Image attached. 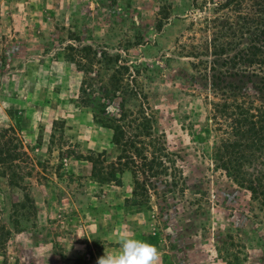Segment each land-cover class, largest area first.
Instances as JSON below:
<instances>
[{
  "label": "rangeland",
  "instance_id": "1",
  "mask_svg": "<svg viewBox=\"0 0 264 264\" xmlns=\"http://www.w3.org/2000/svg\"><path fill=\"white\" fill-rule=\"evenodd\" d=\"M222 1L0 0V224L10 231L0 264H98L120 254L122 237L154 245L161 264H264L261 205L190 135L211 124L205 102L222 97L209 66L229 54L215 57L209 43L236 20L216 9ZM82 47L135 65L138 75L121 71L124 84L134 88V76L160 147L176 155L167 175H137L151 185L134 205L125 201L131 171L120 185L97 178V154L114 161L121 148L80 88L94 71L106 83L113 70L84 73L71 59ZM118 103L103 110L117 113Z\"/></svg>",
  "mask_w": 264,
  "mask_h": 264
},
{
  "label": "trees",
  "instance_id": "2",
  "mask_svg": "<svg viewBox=\"0 0 264 264\" xmlns=\"http://www.w3.org/2000/svg\"><path fill=\"white\" fill-rule=\"evenodd\" d=\"M216 9H227L236 16L231 23L223 21L218 26V37L209 43L215 57L229 54L220 63L214 60L209 66L211 83L219 88L222 97L217 101L205 102L209 105L207 120L211 124L193 129L190 135L194 142L199 143L201 153L212 159L215 167L221 168L230 179L249 191L252 199L261 205L264 214V0H224L217 3ZM209 21L212 22L211 19ZM227 31L231 35L229 38ZM220 38L224 41L220 42ZM71 50L76 54L71 59L82 66L84 73L90 72L96 65L113 70L106 83H101L98 70L94 71L95 76L87 77L80 88V96H83L80 102L83 101L85 106L97 100V113H102L114 131L111 145L121 148L114 161H104L101 159L104 155L97 154L98 181L120 185V174L131 171L134 175L133 189L131 199L128 197L125 201L134 205L137 197L146 195L148 185H151L137 175L149 178L167 175L174 170L173 157L176 155L160 147L159 139L162 137L155 135L156 121L154 114L149 113L148 97L138 87L134 76L130 75L134 88L124 84L122 74L135 65L119 64V58L113 59L105 51L99 53L89 47L77 49V52L74 48ZM82 59L85 60L83 64ZM218 65H229L234 71L218 70ZM204 70L197 69L198 74L204 76ZM132 71L135 75L139 74L137 69ZM97 80L100 81L98 85ZM245 82L253 90L252 95L240 92ZM117 98L119 112L110 114L103 110ZM127 130L132 133L126 137ZM210 136L212 141L209 143L207 137ZM115 171H119V174L114 175ZM9 233L0 224L1 247H4Z\"/></svg>",
  "mask_w": 264,
  "mask_h": 264
},
{
  "label": "clouds",
  "instance_id": "3",
  "mask_svg": "<svg viewBox=\"0 0 264 264\" xmlns=\"http://www.w3.org/2000/svg\"><path fill=\"white\" fill-rule=\"evenodd\" d=\"M120 247V254H105L98 259V264H161V253L150 243L122 237Z\"/></svg>",
  "mask_w": 264,
  "mask_h": 264
},
{
  "label": "crops",
  "instance_id": "4",
  "mask_svg": "<svg viewBox=\"0 0 264 264\" xmlns=\"http://www.w3.org/2000/svg\"><path fill=\"white\" fill-rule=\"evenodd\" d=\"M109 141H111V139H109L108 142H109ZM108 142H107V143H108ZM121 174H122V173H121ZM121 174H120V176H121ZM128 174H129V176H130V172H126V173H125L126 176H128ZM121 182H122V180H121Z\"/></svg>",
  "mask_w": 264,
  "mask_h": 264
}]
</instances>
